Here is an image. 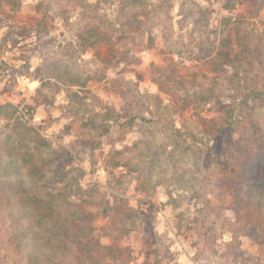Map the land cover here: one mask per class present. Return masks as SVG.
<instances>
[{"label": "rangeland", "instance_id": "obj_1", "mask_svg": "<svg viewBox=\"0 0 264 264\" xmlns=\"http://www.w3.org/2000/svg\"><path fill=\"white\" fill-rule=\"evenodd\" d=\"M142 2L0 0V192L5 183L15 190L0 200V264H29L31 239L48 251L47 232L21 200L52 189L43 178H25L13 153L16 127L40 133L32 152L59 181L55 192L88 193V241L98 264H119L108 248L125 264H264L258 224L227 211L232 198L218 184L223 160L215 154L237 138L264 152V98L234 90L262 82L264 72L256 65L232 85L233 68H213L229 36L233 53L245 37L264 39V3L228 10L226 0ZM225 108L235 109L238 123L215 138L212 120ZM176 129L192 140L188 153L175 147ZM30 227L25 248L16 250L12 236ZM75 251L52 253L68 264H95Z\"/></svg>", "mask_w": 264, "mask_h": 264}, {"label": "trees", "instance_id": "obj_2", "mask_svg": "<svg viewBox=\"0 0 264 264\" xmlns=\"http://www.w3.org/2000/svg\"><path fill=\"white\" fill-rule=\"evenodd\" d=\"M135 1L138 2L140 7H144L142 0ZM238 2L249 3L251 8H256L258 4L264 3V0H226L225 8L231 10ZM100 28L105 29L103 25L100 26ZM90 31L91 30H87L86 33H90ZM93 33L102 34L99 31H94ZM89 38H91V35ZM232 40V36H229L228 39L224 40V44L227 43L224 46V51H219L216 56V59L221 58L220 62L214 61L215 64L213 66L215 70L221 71H225L227 67L234 69V74L227 83L233 85L237 79L239 84L241 81L240 75L248 77L249 74L254 71V67L256 65L259 67L261 66V70L264 72V39L255 40L245 37L244 39L240 40V51L235 53H233V51L231 52L233 45L231 44ZM82 42V45L87 44L85 46H89L90 44V40L88 41L86 37H82ZM97 42L98 41H96V43ZM102 43H105V41ZM259 76L261 75L259 74ZM262 80L260 83L255 81V84L253 85H249L246 82L245 87H237L234 90L238 91L244 88V90L247 89V93L254 97V99H263L264 76L262 77ZM75 95L77 97V94ZM199 99L203 100V102L206 101L208 104L212 103V98L206 94H202ZM220 110H222L223 114H219L218 117H215L212 120L213 124L217 126V129L216 132L210 134L215 138L222 132L232 134L234 130V124L238 123L236 120L237 116L235 114V109L225 108V110ZM18 130L19 129H17V127L16 129H13V131H16L20 135L17 138L19 143L16 148H13V153L14 158L17 161L19 160V162L23 163L22 165L25 168V178L30 180L35 178H43L45 181L44 187L49 190L52 189V191L47 192L44 196L38 197L37 199L34 198L31 200V195H28L26 199L21 198L22 204H31V214L28 215L30 218H32L31 220L33 222L39 218L38 228H44V232H47V236L45 235L44 238L48 239L47 243H45V247L46 245L48 247L47 252L43 251L42 247L44 244L41 245L39 243L41 242V238H39L37 241L35 240L37 243L31 239V251L29 253L27 252L28 263L68 264L67 262L65 263L64 261L56 260L58 258L53 256L52 253L55 249L61 252L63 255H72L76 250L75 253L79 255H77L76 258L87 260L89 263L95 262V264H98V260L94 257L95 248L92 245V242L88 241L90 234H92V230L89 229L88 232H90V234L88 235V224L94 217L92 211H84V204L89 200L86 198L88 193L82 198H79L77 195H70V199L67 193L64 194L63 192H55L53 190L55 187L52 186H54L59 181L55 180V177L49 175V171L38 167L40 165L36 160L38 155H36L35 152H32L34 150L36 151V148H39V141L43 142L40 133L33 127L29 129H21V131ZM173 136L177 138L175 147L179 149L182 148V152L188 153L190 148H192V140L189 141L188 139L184 138L181 130L178 129L175 130ZM194 143L196 144V141H194ZM32 144L34 145L32 146ZM41 145L48 147L51 146L47 143H42ZM34 146L36 148H34ZM215 150V154L218 156V159L221 158L223 160L221 163L223 169L219 175L218 184L222 188L225 187L227 195L232 198L231 203H229V205L226 207L227 211H229L231 216H235L238 222H242L240 219L241 217L244 221H246V223L251 222L252 227L255 226L253 223L258 224L264 239V152L260 154L254 153L250 145L244 146L241 139L239 138L235 139L234 141L228 140L218 149L215 148ZM51 162L52 161L47 162L44 160L43 167H49ZM253 174H255V177H257L256 182H254L255 178ZM59 180L62 181L64 179ZM24 187V179L21 181L19 180L15 185V189L17 191L24 190ZM1 189L2 192H0V200L9 199L11 192L15 191L7 183H5ZM32 202L35 207L33 206ZM109 215L110 218L112 217L113 220L115 219V216H113L112 213H109ZM116 220L117 223L120 222L121 224L122 221H119L118 217ZM132 224V230L134 231L138 228V225L135 222ZM242 226H244L243 223ZM34 229L33 227H30L29 231H18L12 236V244L16 250L22 251V249L25 248L24 244L27 243L30 238L29 234L33 233ZM129 230L130 229H126L125 233L127 234ZM49 246L52 247V250L49 249ZM98 251L99 250H97V252ZM116 251L117 250L111 248L106 249L107 255L116 258L118 261L117 263H127V261L124 262L123 260L118 259L117 254H115ZM119 252L121 253V250H119ZM127 255L129 256V253H127ZM69 264L73 263L69 262ZM144 264L149 263L146 260Z\"/></svg>", "mask_w": 264, "mask_h": 264}]
</instances>
